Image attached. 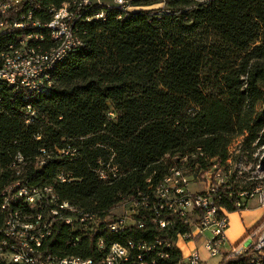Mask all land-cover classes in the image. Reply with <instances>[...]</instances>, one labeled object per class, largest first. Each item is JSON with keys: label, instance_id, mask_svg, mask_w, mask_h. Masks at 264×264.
Here are the masks:
<instances>
[{"label": "trees", "instance_id": "trees-1", "mask_svg": "<svg viewBox=\"0 0 264 264\" xmlns=\"http://www.w3.org/2000/svg\"><path fill=\"white\" fill-rule=\"evenodd\" d=\"M71 1L39 0L35 17L46 22L52 7ZM29 32L0 36V51ZM78 36L81 44L54 64L39 90L0 82V204L19 181L50 186L104 216L147 191V179L160 181L176 155L200 151L224 166L236 138L248 148L264 144V0H166L164 9L122 16L109 10L105 19L79 22ZM54 42L45 30L34 45L47 51ZM109 164L120 173L103 181ZM4 217L0 210V225ZM175 225L173 240L185 230ZM147 229L112 241L152 237L150 219ZM263 229L264 222L241 243H254ZM71 234L60 227L50 247H66ZM251 251L226 254L219 264H264ZM180 258L177 249L163 264Z\"/></svg>", "mask_w": 264, "mask_h": 264}, {"label": "built area", "instance_id": "built-area-1", "mask_svg": "<svg viewBox=\"0 0 264 264\" xmlns=\"http://www.w3.org/2000/svg\"><path fill=\"white\" fill-rule=\"evenodd\" d=\"M165 6L166 0H72L52 7L50 20L45 22L35 17V11L41 8L39 0H0V36L17 29L30 31L0 51V82L39 90L54 64L81 44L79 22L105 19L109 10H118L122 16ZM45 30L56 44L47 51L34 45L45 40ZM200 160L207 163L206 168ZM22 161L19 157L18 163ZM108 167L109 174L100 172L103 181H108L110 174L116 177L120 173L117 165ZM147 185V191L124 197L102 216L62 200L50 186L28 188L19 181L10 184L0 204L5 214L0 225V264H163L171 259L173 251L179 250L178 240L190 242L205 233L211 237L205 239L204 249L211 258H221L231 213L224 199L235 211L245 209L255 197L264 207V188L242 191L225 173L224 166L200 151L172 157L160 181L154 183L149 178ZM191 185L198 189L191 191ZM22 204L30 209L29 213H22ZM149 219L155 226L152 237H132L125 244L112 241L115 235L146 232ZM176 220L185 230L173 240ZM60 227L72 234L66 247L54 250L50 243ZM82 242L87 245H80ZM74 249L91 254L69 253ZM249 249L257 263L264 260V229L254 243H241L226 254L241 255ZM178 264L206 263L195 250L187 256L181 253Z\"/></svg>", "mask_w": 264, "mask_h": 264}, {"label": "crops", "instance_id": "crops-1", "mask_svg": "<svg viewBox=\"0 0 264 264\" xmlns=\"http://www.w3.org/2000/svg\"><path fill=\"white\" fill-rule=\"evenodd\" d=\"M264 222V207L257 197L250 200L247 207L240 211L231 212L229 215V228L226 232L227 244L223 248L224 255L238 246L245 237ZM205 235L199 236L190 242L177 241V246L184 256L198 250L206 264H219L221 258H211L204 249Z\"/></svg>", "mask_w": 264, "mask_h": 264}, {"label": "rangeland", "instance_id": "rangeland-1", "mask_svg": "<svg viewBox=\"0 0 264 264\" xmlns=\"http://www.w3.org/2000/svg\"><path fill=\"white\" fill-rule=\"evenodd\" d=\"M157 10V8H154ZM264 109V106H260ZM225 173L235 181L238 188L253 189L264 188V144L248 148L243 144V138H236L229 148V159L224 164ZM198 187L191 185L190 190L195 192ZM211 234L206 233L205 238H210ZM251 243L248 239L242 243Z\"/></svg>", "mask_w": 264, "mask_h": 264}, {"label": "bare ground", "instance_id": "bare-ground-1", "mask_svg": "<svg viewBox=\"0 0 264 264\" xmlns=\"http://www.w3.org/2000/svg\"><path fill=\"white\" fill-rule=\"evenodd\" d=\"M80 39V38H79ZM55 43V42H54Z\"/></svg>", "mask_w": 264, "mask_h": 264}]
</instances>
